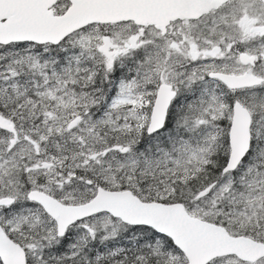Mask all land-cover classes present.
I'll return each mask as SVG.
<instances>
[{
    "label": "snow or ice",
    "instance_id": "6c2138e0",
    "mask_svg": "<svg viewBox=\"0 0 264 264\" xmlns=\"http://www.w3.org/2000/svg\"><path fill=\"white\" fill-rule=\"evenodd\" d=\"M0 264H264V0H0Z\"/></svg>",
    "mask_w": 264,
    "mask_h": 264
}]
</instances>
